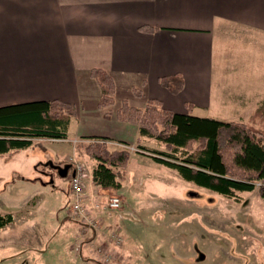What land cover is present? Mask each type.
Masks as SVG:
<instances>
[{
  "label": "rangeland",
  "instance_id": "rangeland-1",
  "mask_svg": "<svg viewBox=\"0 0 264 264\" xmlns=\"http://www.w3.org/2000/svg\"><path fill=\"white\" fill-rule=\"evenodd\" d=\"M214 33L218 101L210 113L248 122L264 101V28L258 33L220 24ZM197 115L212 117L205 110ZM79 121L72 122L69 142L35 139L0 155V215H12L0 229V264H264V199L258 191L227 198L184 181L139 149L136 125L124 137L131 142L130 157L120 171V187L96 192L85 184V207L100 229L76 240L82 229L68 217L69 182L55 168L69 163L72 154L87 159L79 149L86 141L75 135L93 131L83 117ZM139 145L163 150L148 138ZM86 164L89 172V159ZM110 195L121 200L115 213L105 208ZM117 231L121 242L115 246L108 235ZM98 251L109 255L106 262Z\"/></svg>",
  "mask_w": 264,
  "mask_h": 264
},
{
  "label": "crops",
  "instance_id": "crops-1",
  "mask_svg": "<svg viewBox=\"0 0 264 264\" xmlns=\"http://www.w3.org/2000/svg\"><path fill=\"white\" fill-rule=\"evenodd\" d=\"M220 24L261 33L264 0H0V108L54 99L74 105L63 142L83 117L93 133L78 130L75 139L130 144L124 137L135 124L115 116L122 102L142 108L155 99L175 113L222 120L210 113L218 101L214 30ZM92 69L111 76L112 106L98 108L101 91ZM175 75L181 90L172 94L159 79ZM200 110L212 117L198 116ZM89 161L92 189L113 190L92 185L95 161Z\"/></svg>",
  "mask_w": 264,
  "mask_h": 264
},
{
  "label": "trees",
  "instance_id": "trees-1",
  "mask_svg": "<svg viewBox=\"0 0 264 264\" xmlns=\"http://www.w3.org/2000/svg\"><path fill=\"white\" fill-rule=\"evenodd\" d=\"M142 32H153L141 26ZM90 76L98 84L101 97L98 108L112 106L115 86L103 70L92 69ZM178 76L159 79L172 94L181 90ZM190 112L192 106L186 104ZM76 116L74 105L54 99L0 108V155L33 145L35 139H65L69 121ZM118 120L137 126L139 149L152 153V160L175 171L184 181L227 198L239 192L257 190L264 199V101L252 112L248 122L223 121L175 113L160 101L147 100L142 108L122 102L116 110ZM154 140L163 150L139 145L142 139ZM80 152L95 161L93 186L118 189L121 170L127 167L130 153L124 148L111 149L109 138L85 136ZM126 144V143H123ZM10 215H0V229L11 223Z\"/></svg>",
  "mask_w": 264,
  "mask_h": 264
},
{
  "label": "built area",
  "instance_id": "built-area-1",
  "mask_svg": "<svg viewBox=\"0 0 264 264\" xmlns=\"http://www.w3.org/2000/svg\"><path fill=\"white\" fill-rule=\"evenodd\" d=\"M52 142H60L64 141L63 139H49ZM127 148L124 145H121ZM69 164L71 165V170L68 175V182H69V213L70 216L79 221L81 229L78 233V237L76 240H80V236H84L88 231L94 233V231H98L100 229L99 220L95 218V216L89 215L87 213V209L85 207V200H86V191H85V184L86 179L88 176V165L86 162L78 156L73 155L69 159ZM121 200L119 197L115 195H110L106 199L105 208L110 212H117L120 209ZM97 208V206H96ZM117 232L111 233L109 236V241L115 246H118L121 242V239L118 238ZM77 250L79 249V241L77 243ZM99 253V254H98ZM98 256L102 259L105 258L104 261L108 260L107 258L109 255L101 254L98 251ZM103 260V259H102ZM103 261V262H104ZM105 261V262H106ZM108 263V262H107Z\"/></svg>",
  "mask_w": 264,
  "mask_h": 264
},
{
  "label": "flooded vegetation",
  "instance_id": "flooded-vegetation-1",
  "mask_svg": "<svg viewBox=\"0 0 264 264\" xmlns=\"http://www.w3.org/2000/svg\"><path fill=\"white\" fill-rule=\"evenodd\" d=\"M55 171H56V174L59 176V175H63V169L60 168L59 166L55 168ZM67 175V173L65 174V176ZM65 179V177H64Z\"/></svg>",
  "mask_w": 264,
  "mask_h": 264
},
{
  "label": "water",
  "instance_id": "water-1",
  "mask_svg": "<svg viewBox=\"0 0 264 264\" xmlns=\"http://www.w3.org/2000/svg\"><path fill=\"white\" fill-rule=\"evenodd\" d=\"M69 168V166H65V168L63 169V175H60L61 177H64L66 172H67V169Z\"/></svg>",
  "mask_w": 264,
  "mask_h": 264
}]
</instances>
